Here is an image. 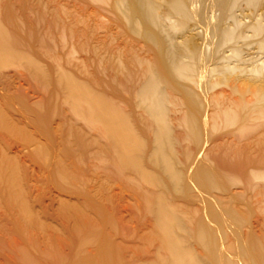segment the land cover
<instances>
[{
	"label": "bare ground",
	"instance_id": "obj_1",
	"mask_svg": "<svg viewBox=\"0 0 264 264\" xmlns=\"http://www.w3.org/2000/svg\"><path fill=\"white\" fill-rule=\"evenodd\" d=\"M95 1H111L122 15L121 24L149 47V57L138 52L127 57V52L125 58L118 51L113 52L117 62L106 60L107 72L115 75L113 81L122 90L117 85L101 90V81H93L96 77L81 80L59 63L54 78L50 69L23 51L14 29L0 25V63L25 68L43 88H53L51 101H61L83 124L81 128L64 117L59 158H51L53 141L37 151L50 160V176L58 185L91 202L88 207L95 215L92 220H82V214L75 218L77 233L86 226L90 230L76 237L70 261L53 249H36L34 257L26 234L35 216L27 207L18 169L3 156L0 206L15 209L14 228L4 225L3 231L19 235L13 264H264V0ZM239 10L249 11L250 20L239 19ZM251 45L256 52L246 56L244 49ZM222 85L230 95L215 92ZM45 106L42 102L30 110L41 112ZM1 109L0 128L5 129ZM40 119L47 121L45 115ZM214 130L233 134L207 152L209 132ZM251 132H256L254 140L242 144ZM43 133L53 140V132ZM215 151L220 156L213 162ZM89 158L105 163L99 162L101 168L95 163V171L106 181L117 180L129 188L136 210L146 220L147 233L132 258L116 241L118 228L110 207L78 187L86 178L79 164ZM69 159L78 165L68 164ZM73 210L77 212L75 206L61 204L65 218L75 217ZM91 246L94 252L86 250Z\"/></svg>",
	"mask_w": 264,
	"mask_h": 264
},
{
	"label": "rangeland",
	"instance_id": "obj_2",
	"mask_svg": "<svg viewBox=\"0 0 264 264\" xmlns=\"http://www.w3.org/2000/svg\"><path fill=\"white\" fill-rule=\"evenodd\" d=\"M110 2L102 3L95 0H0V25L5 29H14L22 40L20 41L23 44V51L29 52L33 59H36L45 68L50 69L54 78L57 76V71L59 70L57 63H59L64 70L81 80L91 82L96 77L93 81H101L99 85L101 90L109 89L108 86L116 88L115 75L107 72L110 66L107 63V59L110 61L113 58L111 61L115 63L114 61L116 60L117 62L119 57H116V54L118 51L123 53L118 54L120 57L127 52H129L127 53L128 56L127 54L125 55L127 57H130L129 55L133 54V52H138L139 55L143 53V57H149V47L143 40L141 41L140 38L137 39V36L135 38V35H131L125 26L121 24L122 15L114 10ZM236 15L242 21L243 19L249 21L251 14L247 10H239ZM252 46L249 47L252 49L245 47V54L250 55L256 52L255 46ZM108 49L110 53H108ZM113 49L118 50L114 51ZM112 53L114 55L111 57ZM247 54L246 56H248ZM101 57L105 60H102ZM99 59L104 62L102 63ZM98 61L101 62L102 66L99 65ZM105 62L109 65L108 67H106L107 65L105 66ZM106 74H110V76ZM222 86H219L215 92H224L227 96L230 95L228 86ZM118 88L122 90L123 87L117 85V90ZM53 92V88L45 89L31 79L25 68L7 66L0 63V108L5 112L7 126L5 129L3 127L0 128V161L5 157L18 169V175L26 195L27 207L31 208L29 211L32 216H35H33V224V219L32 221L30 220L29 232L27 231L26 235L29 241L36 245L31 246L32 244L29 242L31 247L29 246L28 249L34 257L37 254L36 249H53V251L60 253L64 259L68 258L66 261H70L71 254L75 249L74 247H76V237L85 236L87 235L86 232L90 230V228L87 230L86 226L77 233L78 222L75 218L83 215L81 217L82 220H85V218L92 220L95 215L89 208L91 202L84 201L77 195H70L65 192L64 188L60 187L61 185H58L59 183L50 176L52 174L50 160L43 158L37 151L39 145L46 146L53 141L52 143H54L55 147L52 149L51 158H59L62 152L61 145L65 132L63 127L64 117L74 124L77 122L61 101H51ZM122 96L123 98L125 97L124 99L129 98L126 93ZM234 97L238 98V95H234ZM248 99L251 100L252 97ZM11 100H14V103ZM9 101L13 105H11L12 103L10 105L7 104L10 103ZM42 102L48 104V106H45L41 112H32L30 110L31 106ZM24 108H27V110L24 111ZM43 115L46 117V122L40 119ZM9 124L14 125L16 128L18 127L19 130L11 129ZM77 125L81 128L83 127L82 123L77 122ZM48 131L53 132V140H49L43 135V132ZM177 132L181 131L178 129ZM209 133L212 136V140L205 145L207 152L225 141L231 140V134H233V132L227 130L222 132L214 130ZM255 136L256 132H251L243 139L242 144L253 141ZM214 154L212 161L216 162L220 153L215 151ZM88 161L85 164H79L81 173L86 178L81 179L78 187L82 185L81 189H86L92 195H96L95 198L100 203L110 207L118 228L117 232H115L116 241L120 244V247L128 248V254L126 255L128 258H132L135 256L133 253H136V250L141 246V238L146 235L148 228L143 214L135 208L137 200L131 196L129 188L124 183L117 180L108 182L97 168L95 171L97 163L98 166L101 164L105 165V163H102L103 161H99L101 162L100 165L97 162L98 160L95 162L94 158H89ZM67 162L70 165L72 163L78 165L77 160L74 159H69ZM91 162H93L91 166L94 170L90 166ZM86 164H89V167ZM102 165L97 167L101 168ZM63 202L70 204V206H75L77 212H74V210L73 212L76 215L79 213V215L76 216L72 213L75 217L65 218L61 213L62 211H60ZM202 206V203H196L197 208L200 209ZM13 210L15 209L11 207L8 209L5 204L0 206V258H2L0 259V264H13V260L16 258V250L13 247L17 245L14 243L19 241V235L15 231L9 234L3 231L4 225H7L9 230L14 228L11 225V212L13 213ZM67 219L68 222L66 221ZM75 230L76 234H74ZM6 247H9V252ZM2 249L6 250V252ZM86 250L94 252L95 247L91 246L86 248ZM49 260L48 262L50 263L52 260L51 258Z\"/></svg>",
	"mask_w": 264,
	"mask_h": 264
}]
</instances>
